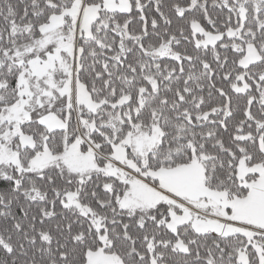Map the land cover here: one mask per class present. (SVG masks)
<instances>
[{
  "label": "snow or ice",
  "instance_id": "obj_1",
  "mask_svg": "<svg viewBox=\"0 0 264 264\" xmlns=\"http://www.w3.org/2000/svg\"><path fill=\"white\" fill-rule=\"evenodd\" d=\"M0 264H264V0H0Z\"/></svg>",
  "mask_w": 264,
  "mask_h": 264
}]
</instances>
